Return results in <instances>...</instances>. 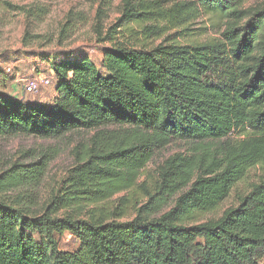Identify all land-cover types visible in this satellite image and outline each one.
<instances>
[{"label": "trees", "instance_id": "trees-1", "mask_svg": "<svg viewBox=\"0 0 264 264\" xmlns=\"http://www.w3.org/2000/svg\"><path fill=\"white\" fill-rule=\"evenodd\" d=\"M246 1L191 0L228 19L219 37L112 42L100 61L106 75L88 55L58 59L49 103L0 90V137L93 131L41 212L1 194L40 180L44 156L0 174V264H264V4ZM171 141L194 146L146 174L141 186L152 178L157 192L145 188L147 201L120 221L132 197L115 207L110 198ZM256 167L262 173L237 204L202 220ZM64 232L73 251L58 247Z\"/></svg>", "mask_w": 264, "mask_h": 264}, {"label": "rangeland", "instance_id": "rangeland-1", "mask_svg": "<svg viewBox=\"0 0 264 264\" xmlns=\"http://www.w3.org/2000/svg\"><path fill=\"white\" fill-rule=\"evenodd\" d=\"M262 4L264 0H247L244 7ZM193 7L191 0H0V90L24 100L49 103L54 95L50 71L60 58L88 55L98 65L99 73L106 75L100 61L103 50L112 42L151 47L164 41L184 44L219 37L228 19ZM43 75L50 77L49 86L23 94L22 85L27 80ZM92 134L93 131L81 130L52 139L0 137V174L15 161L30 163L41 156L47 161L40 180L34 185L13 188L1 195L8 199L21 197L34 212H41L51 195L63 192L60 188L65 174L74 165V151L85 146ZM193 146V143L171 141L154 151L134 185L116 192L108 202L111 207L120 206L121 197H132L131 206L120 221L132 218L135 205L147 201L145 188L157 192L152 178H147L145 188L141 186L146 174L155 175L159 165L169 156L188 155ZM261 173L260 167L253 168L234 186L216 214L208 213L202 220L217 217L237 204L238 198ZM171 204L172 199L168 201V205ZM64 213L61 211L56 216ZM55 238L60 250L73 251L77 247L76 239L69 232L55 235Z\"/></svg>", "mask_w": 264, "mask_h": 264}, {"label": "built area", "instance_id": "built-area-1", "mask_svg": "<svg viewBox=\"0 0 264 264\" xmlns=\"http://www.w3.org/2000/svg\"><path fill=\"white\" fill-rule=\"evenodd\" d=\"M50 82H51L50 79L46 76L41 77L39 80L37 79L27 80L22 86L23 94L34 93L38 91L41 86H49Z\"/></svg>", "mask_w": 264, "mask_h": 264}, {"label": "crops", "instance_id": "crops-1", "mask_svg": "<svg viewBox=\"0 0 264 264\" xmlns=\"http://www.w3.org/2000/svg\"><path fill=\"white\" fill-rule=\"evenodd\" d=\"M54 96V95H53Z\"/></svg>", "mask_w": 264, "mask_h": 264}]
</instances>
